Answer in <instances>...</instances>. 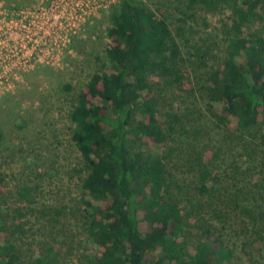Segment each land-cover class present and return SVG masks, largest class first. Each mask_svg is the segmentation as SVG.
<instances>
[{
  "label": "trees",
  "instance_id": "1",
  "mask_svg": "<svg viewBox=\"0 0 264 264\" xmlns=\"http://www.w3.org/2000/svg\"><path fill=\"white\" fill-rule=\"evenodd\" d=\"M203 10L227 13L214 26L219 42L195 38L190 21L210 25ZM178 13L114 5L107 64L74 95V218L96 247L86 264H229L222 229L232 222L245 246L264 242V0H185ZM189 63L205 68L199 83ZM63 213L39 209L49 222ZM23 215L0 224V264H55L53 242L25 247Z\"/></svg>",
  "mask_w": 264,
  "mask_h": 264
},
{
  "label": "rangeland",
  "instance_id": "2",
  "mask_svg": "<svg viewBox=\"0 0 264 264\" xmlns=\"http://www.w3.org/2000/svg\"><path fill=\"white\" fill-rule=\"evenodd\" d=\"M120 1L112 0L86 18L57 56L47 58L49 54L45 55L42 48L38 51L39 59L34 63L31 61L26 70L13 69L9 76L0 78V178H3L0 224L6 222L5 227H8L15 210H21L28 244L25 247L36 250L44 242H53L57 253L52 255L55 264H86L85 256L96 251L74 218L80 214L78 169L81 164L70 139L68 112L75 93L92 73L107 64L108 16L111 8ZM142 1L171 19L179 17L178 10L185 4V0ZM48 6L49 0H0V10L9 16L26 11L27 21L32 19L30 12L33 9L41 7L44 10ZM225 14L198 12L197 15L207 18L210 25L206 27L201 19L190 21L195 38L204 37L208 43L219 42V32L214 26ZM215 47L212 45L213 50ZM193 58L189 56L190 60ZM214 61L215 58L210 57L208 66ZM186 70L190 79L199 83L205 68L189 63ZM23 188H29L27 201L18 196ZM54 207L64 208L65 213L59 216L61 221L49 222L41 218L39 209L50 211ZM216 227L221 225L216 223ZM240 227L238 222H232L222 229L225 243L233 251L229 264H264V242L245 246L243 242H249L250 238L247 232L240 231ZM5 233L0 231V236ZM194 235L197 236L195 231ZM60 243L64 245L60 247Z\"/></svg>",
  "mask_w": 264,
  "mask_h": 264
},
{
  "label": "built area",
  "instance_id": "3",
  "mask_svg": "<svg viewBox=\"0 0 264 264\" xmlns=\"http://www.w3.org/2000/svg\"><path fill=\"white\" fill-rule=\"evenodd\" d=\"M110 1L49 0L48 8L33 9L28 21L26 11L9 16L0 10V78L13 69L26 70L31 61L39 59L42 48L47 58L57 56L75 29Z\"/></svg>",
  "mask_w": 264,
  "mask_h": 264
}]
</instances>
